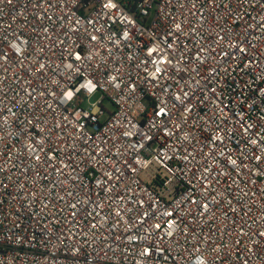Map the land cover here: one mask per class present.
<instances>
[{"label":"built area","instance_id":"2783aa9c","mask_svg":"<svg viewBox=\"0 0 264 264\" xmlns=\"http://www.w3.org/2000/svg\"><path fill=\"white\" fill-rule=\"evenodd\" d=\"M0 264H264V0H0Z\"/></svg>","mask_w":264,"mask_h":264},{"label":"rangeland","instance_id":"374dc122","mask_svg":"<svg viewBox=\"0 0 264 264\" xmlns=\"http://www.w3.org/2000/svg\"><path fill=\"white\" fill-rule=\"evenodd\" d=\"M98 97H95L93 101H95ZM105 105L112 108V105L108 101H105Z\"/></svg>","mask_w":264,"mask_h":264}]
</instances>
